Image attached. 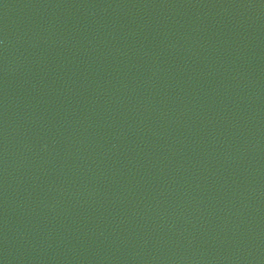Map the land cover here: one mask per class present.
Instances as JSON below:
<instances>
[{"label": "water", "instance_id": "water-1", "mask_svg": "<svg viewBox=\"0 0 264 264\" xmlns=\"http://www.w3.org/2000/svg\"><path fill=\"white\" fill-rule=\"evenodd\" d=\"M0 264H264V0H0Z\"/></svg>", "mask_w": 264, "mask_h": 264}]
</instances>
